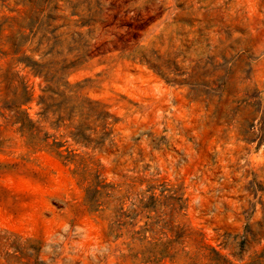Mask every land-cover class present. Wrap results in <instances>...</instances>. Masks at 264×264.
Listing matches in <instances>:
<instances>
[{"label": "rangeland", "instance_id": "rangeland-1", "mask_svg": "<svg viewBox=\"0 0 264 264\" xmlns=\"http://www.w3.org/2000/svg\"><path fill=\"white\" fill-rule=\"evenodd\" d=\"M0 264H264V0H0Z\"/></svg>", "mask_w": 264, "mask_h": 264}, {"label": "trees", "instance_id": "trees-1", "mask_svg": "<svg viewBox=\"0 0 264 264\" xmlns=\"http://www.w3.org/2000/svg\"><path fill=\"white\" fill-rule=\"evenodd\" d=\"M35 65V64H34ZM35 71L37 72V73H41L42 72V70H36V68H35ZM48 75L49 74H47V72L45 73V75H44V77L46 78V80H49V78H48ZM42 101V103H43V100H41Z\"/></svg>", "mask_w": 264, "mask_h": 264}]
</instances>
